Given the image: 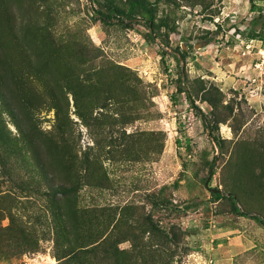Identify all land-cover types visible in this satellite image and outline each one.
Segmentation results:
<instances>
[{
  "label": "rangeland",
  "instance_id": "1",
  "mask_svg": "<svg viewBox=\"0 0 264 264\" xmlns=\"http://www.w3.org/2000/svg\"><path fill=\"white\" fill-rule=\"evenodd\" d=\"M148 1L0 0V264H264V0Z\"/></svg>",
  "mask_w": 264,
  "mask_h": 264
},
{
  "label": "trees",
  "instance_id": "2",
  "mask_svg": "<svg viewBox=\"0 0 264 264\" xmlns=\"http://www.w3.org/2000/svg\"><path fill=\"white\" fill-rule=\"evenodd\" d=\"M104 2L106 3L105 6L106 7L108 6L107 7L108 12L107 13H100V16L103 20L108 21V20L116 19L124 25H128V24H125V21H127V20L128 21L143 20L144 23H146V25H148L149 27H155L154 13H153V10L151 8V3L148 0H126V2H127V8L126 9H123L120 6H118L117 4H115L114 0H104ZM99 5H100V2H99ZM254 37H256V36H254ZM1 64H7L6 58L2 59V57H0V65ZM1 75H0V82L2 79ZM13 84L14 85H12V86L14 87V89L11 90V93L14 95L15 99L17 100L18 106L16 105L15 107H13L11 109L10 104L8 102H5V103H6V106L8 107V112L13 117V120H15L18 128L20 130L22 128L23 132L27 133L26 132L27 130L24 131V129H23L24 121H21L22 117H23L22 114L26 118L25 112L29 108L27 109V107H25V109H24V106L28 105V106H31L30 108H33V104L32 105L27 104L30 101L26 100L25 98H21V99L18 98L17 95L21 90H20L19 86L17 85L18 83L15 82V80H14ZM19 121H20V123H19ZM205 124H206V126H209L207 122ZM213 136H214L215 141L218 142V138L215 135H213ZM177 142H178V146L181 147L182 146L181 141L178 140ZM211 175H213V173ZM75 192H76V188L72 185L71 186H59V187H56L55 189H53L52 195H54L53 196L54 198H58L59 196H65V198H68L67 196H69V194L71 195V194H74ZM214 196L217 200L221 199V197H222L221 193H219L218 190L215 191ZM230 199H232L234 202H237V199L235 198V196L233 194L230 196ZM162 201H163V203H165L164 202L165 200H161L158 202V204H160ZM233 213L236 215H241V216H247L248 215V213L241 212L240 207H238L236 205L233 208ZM252 219L264 226V219L262 217L252 216ZM97 243H98V241H94V242H91L88 244V246L92 245V247H91L92 249L90 251L80 250L79 252H81V253H86V252L87 253H95L98 249L97 247L100 245V243H98V244ZM83 247H85V246L80 247V249ZM74 253H73L74 255L73 254L72 255L76 256V254L78 253V250H77V253H76V251Z\"/></svg>",
  "mask_w": 264,
  "mask_h": 264
}]
</instances>
